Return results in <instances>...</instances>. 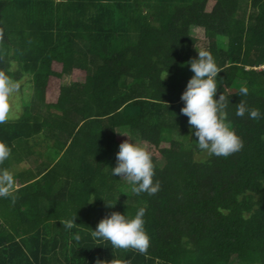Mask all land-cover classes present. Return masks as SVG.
Listing matches in <instances>:
<instances>
[{"label": "trees", "instance_id": "trees-1", "mask_svg": "<svg viewBox=\"0 0 264 264\" xmlns=\"http://www.w3.org/2000/svg\"><path fill=\"white\" fill-rule=\"evenodd\" d=\"M200 50L243 141L228 157L202 155L180 114ZM263 64L264 0H0V72L32 85L0 123V264H264ZM240 104L260 118L236 116ZM126 139L152 154L155 195L111 176ZM141 207L145 253L91 236Z\"/></svg>", "mask_w": 264, "mask_h": 264}, {"label": "clouds", "instance_id": "clouds-1", "mask_svg": "<svg viewBox=\"0 0 264 264\" xmlns=\"http://www.w3.org/2000/svg\"><path fill=\"white\" fill-rule=\"evenodd\" d=\"M186 65L193 75L187 80L180 95L183 102L180 114L187 117L190 135L195 137L196 146L209 157H228L239 152L243 148V141L228 122L226 109L230 103L229 99L222 94L217 96L220 69L213 56L206 50H200ZM18 87L7 75L0 72V123L8 119L9 98ZM239 94L246 96L247 87H241ZM246 113L251 119L261 116L259 109L250 110L243 104L237 107L235 115L244 117ZM9 155V147L0 142V162L6 160ZM109 169L112 177L124 179L138 195L146 193L152 196L160 190V182L154 180L155 165L152 154L129 139L118 145L115 166ZM4 182L11 186V177L5 176ZM7 195L9 192L6 189L0 190V196ZM106 205L112 207L115 204ZM144 217L143 207L139 208L134 216L113 211L99 220L95 230L91 229V236L110 242L113 248L134 249L145 253L149 248L150 239L145 230ZM74 219L75 216L65 223V227L71 229L75 224ZM75 239L79 241L80 236L76 235Z\"/></svg>", "mask_w": 264, "mask_h": 264}, {"label": "rangeland", "instance_id": "rangeland-1", "mask_svg": "<svg viewBox=\"0 0 264 264\" xmlns=\"http://www.w3.org/2000/svg\"><path fill=\"white\" fill-rule=\"evenodd\" d=\"M12 68H15V66L12 65ZM26 79L27 77L24 76L19 81L12 80L19 87H18V90L14 92L12 96H10L9 98V114H8V119L6 121L12 120L15 117H17L20 114L21 107L23 106V104L28 103L32 97V87H31L32 85L23 83L25 82ZM69 81H70L69 76H64L63 79L61 80V82H64V83H68ZM201 154L206 155L205 152H202ZM24 161L18 162V163L13 161L11 167L2 174L3 175L2 180L5 176H10L13 173V171L17 172V171L24 169V167L26 166L34 167L35 165V162L29 160V158Z\"/></svg>", "mask_w": 264, "mask_h": 264}, {"label": "built area", "instance_id": "built-area-1", "mask_svg": "<svg viewBox=\"0 0 264 264\" xmlns=\"http://www.w3.org/2000/svg\"><path fill=\"white\" fill-rule=\"evenodd\" d=\"M264 66V64L262 65V67Z\"/></svg>", "mask_w": 264, "mask_h": 264}]
</instances>
